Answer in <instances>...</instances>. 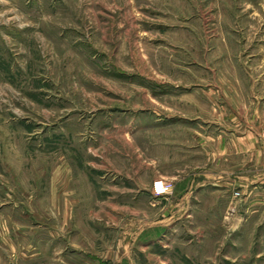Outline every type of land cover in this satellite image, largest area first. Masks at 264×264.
Masks as SVG:
<instances>
[{
	"label": "rangeland",
	"instance_id": "obj_1",
	"mask_svg": "<svg viewBox=\"0 0 264 264\" xmlns=\"http://www.w3.org/2000/svg\"><path fill=\"white\" fill-rule=\"evenodd\" d=\"M239 98L264 0H0V264H264L262 201L195 189Z\"/></svg>",
	"mask_w": 264,
	"mask_h": 264
},
{
	"label": "crops",
	"instance_id": "obj_2",
	"mask_svg": "<svg viewBox=\"0 0 264 264\" xmlns=\"http://www.w3.org/2000/svg\"><path fill=\"white\" fill-rule=\"evenodd\" d=\"M239 103L236 110L218 117L216 124L212 122L220 128L211 129L210 121L202 127V164L207 168L202 169V183L195 189L208 186L213 190L238 192L245 196L243 203L250 208L251 203L264 204V197L258 198L259 191L264 190V142L258 138L264 122V101L252 98L248 101L250 105L244 106L239 98ZM231 158L239 160L237 166L230 165ZM224 167L223 172L215 173L212 169ZM195 177L198 175L193 173L192 182L196 181ZM237 199L232 196V200Z\"/></svg>",
	"mask_w": 264,
	"mask_h": 264
},
{
	"label": "bare ground",
	"instance_id": "obj_3",
	"mask_svg": "<svg viewBox=\"0 0 264 264\" xmlns=\"http://www.w3.org/2000/svg\"><path fill=\"white\" fill-rule=\"evenodd\" d=\"M162 188V189H161ZM161 189V190H160ZM155 190L157 194H162L163 192V185L160 182H157L155 185Z\"/></svg>",
	"mask_w": 264,
	"mask_h": 264
},
{
	"label": "built area",
	"instance_id": "obj_4",
	"mask_svg": "<svg viewBox=\"0 0 264 264\" xmlns=\"http://www.w3.org/2000/svg\"><path fill=\"white\" fill-rule=\"evenodd\" d=\"M261 137L264 138L263 136H261ZM155 185H156V184H155ZM165 191H167V188H164V187H163V191H162V192H165ZM239 195H240V194H239L238 192H235V193H234V197H239Z\"/></svg>",
	"mask_w": 264,
	"mask_h": 264
}]
</instances>
